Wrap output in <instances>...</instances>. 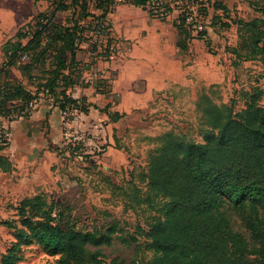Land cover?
Segmentation results:
<instances>
[{"label":"rangeland","instance_id":"rangeland-1","mask_svg":"<svg viewBox=\"0 0 264 264\" xmlns=\"http://www.w3.org/2000/svg\"><path fill=\"white\" fill-rule=\"evenodd\" d=\"M219 1L217 7L213 0L204 2L207 31L204 36L191 32V37L172 18L152 17L134 6L140 18L156 25L145 43L133 46L128 54L124 41L113 39L110 45L105 41L115 10L126 0H116L96 39L85 32L88 40L77 50L87 55L90 67L96 68L100 55L117 57L102 68L106 82H97L107 90V81L113 80L114 96L91 105L88 114L75 116L69 126L62 124L60 114L56 141L60 157L45 154L33 167L0 172V264H164L159 223L178 233L179 221L147 186L148 164L157 160L164 136L200 142L217 129L216 121L244 119L249 106L264 108V66L241 46L237 25L239 20L264 17V0ZM20 8L28 11L25 5ZM71 12L72 17L60 13L54 21L66 27L76 16ZM33 24L25 31L32 34ZM25 54L18 65L33 62V51ZM39 58L43 70H33L32 63L27 77H21L32 91L55 64L49 57ZM3 60L0 54V65ZM81 67L87 66H78L73 76L91 83L96 76L82 74ZM10 106L8 102L3 113L8 114ZM13 133L14 140V128ZM33 209H39L42 222L74 233L70 240L74 260L69 262L65 253L33 233ZM217 216L247 241V258L256 259L250 249L255 242L251 224L258 223L253 211L226 201ZM217 231L223 233L222 228Z\"/></svg>","mask_w":264,"mask_h":264},{"label":"trees","instance_id":"trees-1","mask_svg":"<svg viewBox=\"0 0 264 264\" xmlns=\"http://www.w3.org/2000/svg\"><path fill=\"white\" fill-rule=\"evenodd\" d=\"M93 1L100 11L98 15L87 11V0H69V3L56 0L50 15H38L32 34L25 31L29 25L26 24L17 32L16 41L5 42L2 49L4 61L0 68L1 115L5 114L3 110H7L8 102L17 110L25 108L32 99V90L25 91L19 84L8 85L4 80L8 69L20 67L29 73L31 64L40 61L39 57H49L55 64L38 88L52 93L60 110L74 104L83 113H88L91 105L86 104L83 97L73 98L67 93V89L80 78L72 73L73 70L78 73L74 51L82 41L88 40L82 22L87 23V18L91 17L87 26L93 29L103 23L116 4L115 0ZM146 1L127 0L137 7ZM218 4L219 0H213V5L217 7ZM68 7H72L76 16L66 27H61L54 21V12ZM201 11L203 13V8ZM174 25L188 37L192 36L182 18L175 20ZM237 25L241 46L258 56L264 66V17L239 20ZM106 43L110 45L111 41L107 38ZM30 51L35 56L33 62L18 65V58ZM68 55L70 59L67 61ZM215 123L217 129L205 134L200 142L164 136L157 160H150L148 164L149 190H156L155 194L160 196L167 212L175 213L179 221L178 233L168 231L163 221L159 223L164 264H264V108L249 106L244 119ZM4 147L0 144V150ZM0 165L3 171L11 168L2 155ZM226 201L235 207L248 206L253 211L258 223L251 224L255 242L250 249L256 259L247 258V241L230 230L223 217L217 216L218 208ZM24 211L32 209L25 208ZM37 211L39 209H33L30 214L33 233L48 247L65 253L69 262L74 260L76 254L70 242L74 233L42 222ZM219 228H222V234L218 233Z\"/></svg>","mask_w":264,"mask_h":264},{"label":"crops","instance_id":"crops-1","mask_svg":"<svg viewBox=\"0 0 264 264\" xmlns=\"http://www.w3.org/2000/svg\"><path fill=\"white\" fill-rule=\"evenodd\" d=\"M54 1L56 0H0V54L3 59L2 49L5 42L16 41V35L19 29L26 24H31V22L35 23L39 14L51 12L53 10ZM66 3H69V0H66ZM24 5L28 8L26 13L22 12L20 8ZM71 8L72 7H68L66 10L55 11L54 19L60 13H65V18L72 17L71 10L73 9ZM136 10V7L128 2L119 6L113 14L110 33L106 36V39L108 38L110 41L113 39L124 41L125 47L127 48L126 53L131 51L133 46L136 47L139 46V44L142 45L145 43L147 36L150 35V31H152L151 28L156 25L154 20H150L146 17L140 18ZM87 11L93 15H98L100 13L94 5L93 0H87ZM22 42L24 43L25 41L22 40ZM115 58L117 57L113 55L104 58L100 55V59L94 64L96 68H92L87 64V55L84 52L75 50L74 60L77 62V65L80 66L84 64L87 66L84 68L81 67L83 71L82 74L85 73L89 76L94 75L96 77L91 78V83L85 78V83H83L82 77L80 76L79 82L69 87L67 93L73 98L80 99L83 97L84 102L89 105L98 106L102 101H105L107 96H109L111 101L112 96H114L113 93L115 92L113 90V85H110V82L113 80L107 81L109 83L107 90H103L98 86L97 82H106L104 78L107 77L101 73L104 71L102 68L104 65H112L115 62ZM69 59L70 56L68 55L67 61ZM42 64H33V70H43ZM1 66L2 65H0V68ZM13 71H19V75H13ZM27 74L28 73L20 67H10L4 80L10 86L19 84L25 91H31L24 85L23 81L21 82V77H27ZM41 81L43 82L44 79L42 78ZM108 103L109 100L105 104L108 105ZM59 124L60 110L58 107L51 105H41L37 107L24 121H13L10 125L15 129V138L9 146L0 150V155L7 159L11 168L7 171L0 170V172L8 174L11 171L24 168L25 166L28 167L30 165L33 167V165L37 164L45 154H51L54 158L56 156L60 157V149L57 150L58 146L56 143L59 134Z\"/></svg>","mask_w":264,"mask_h":264},{"label":"built area","instance_id":"built-area-1","mask_svg":"<svg viewBox=\"0 0 264 264\" xmlns=\"http://www.w3.org/2000/svg\"><path fill=\"white\" fill-rule=\"evenodd\" d=\"M204 2L205 0H147L143 5H140L138 7L146 11L152 17H156L159 19L172 18L173 20H178L182 18L185 25L190 28L192 33H196L198 35L201 34V36H204L208 28V23L207 21H205L203 13L201 11V8L205 6ZM106 18L107 16L105 17L103 23L98 24L93 29H90L87 26V23L91 20H87V23L82 22L85 28V32H89V34L92 33L94 39H96L100 32H102L103 29L106 28ZM19 58L23 60L24 58H26V54H22ZM31 94L32 99L28 102L25 108L14 110L12 109V107H10V110L8 111L9 113L3 115L0 119L1 145L8 146L13 140L14 133L13 128L10 125L13 121L29 116L32 111H34L37 107L43 105L44 103L57 107L55 96L47 89L34 87ZM60 114L61 121L64 126H69L75 116L80 117L81 115H86L79 109L77 105L74 104L68 105L64 109L60 110Z\"/></svg>","mask_w":264,"mask_h":264}]
</instances>
